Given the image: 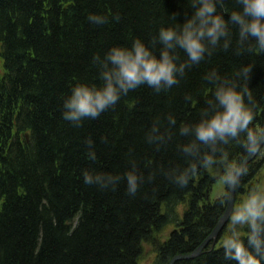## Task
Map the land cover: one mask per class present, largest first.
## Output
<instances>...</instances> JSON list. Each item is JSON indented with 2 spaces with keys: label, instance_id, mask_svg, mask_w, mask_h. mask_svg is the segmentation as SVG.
I'll list each match as a JSON object with an SVG mask.
<instances>
[{
  "label": "trees",
  "instance_id": "1",
  "mask_svg": "<svg viewBox=\"0 0 264 264\" xmlns=\"http://www.w3.org/2000/svg\"><path fill=\"white\" fill-rule=\"evenodd\" d=\"M186 3L0 0V264H139L143 242L173 225L158 242L151 263L168 264L173 256L197 248L217 225L228 200L223 195L210 199L219 179L215 171L201 170L183 188L157 175L135 196L127 193L123 180L103 189L86 184L83 173H122L134 158L147 175L183 161L176 145L185 138L176 135L157 150L145 133L169 111L177 115V127L196 119L212 87L204 76L213 69L229 74L243 63H254L251 86L260 101L254 124L264 127V54H237L235 44L218 49L166 92L142 85L79 127L63 117L64 100L77 82H99L96 54L103 56L116 44L130 45L136 36L151 44L161 24L174 22L171 13H178L180 22L190 14ZM225 4L231 10L236 0ZM90 13L107 15L109 21L94 25L88 21ZM180 55L185 56L182 50ZM187 94L192 97L188 102ZM89 138L94 140L91 149ZM230 147L235 157L248 156L239 145ZM248 167L236 196L264 168V156L257 155ZM175 264L235 261L226 260L219 243H211L202 254Z\"/></svg>",
  "mask_w": 264,
  "mask_h": 264
},
{
  "label": "clouds",
  "instance_id": "2",
  "mask_svg": "<svg viewBox=\"0 0 264 264\" xmlns=\"http://www.w3.org/2000/svg\"><path fill=\"white\" fill-rule=\"evenodd\" d=\"M186 9L191 12H186L183 22L177 19L178 13H171L174 22L161 24L151 44L136 36L130 45L116 44L103 56L96 54L93 62L100 69L99 82L79 81L72 87L64 100V119L79 127L86 118L99 117L142 85L156 93L166 92L180 83L188 69L218 49L228 50L235 44L237 54H264V0H236L231 10L225 0H187ZM115 19H120L119 14ZM88 21L103 25L109 16L90 13ZM253 66L251 62L243 63L229 74L217 69L207 72L204 79L212 87L196 119L180 121L177 127L178 117L169 111L153 121L145 133L146 142L159 150L176 135L185 138L176 145L183 161L159 166L145 175L133 158L122 173L85 169L84 182L108 189L123 180L127 193L135 196L144 183L154 181L157 175L183 188L197 173L206 170L215 171L221 184L229 189H239L249 167L245 156L235 157L230 146L239 145L246 155L264 156V127L254 124L260 101L251 86ZM191 99V94L185 96L186 102ZM87 144L91 149L94 140L89 138ZM222 199L231 202L232 191H225ZM229 215L230 223L221 241L226 260L264 264V175L248 186Z\"/></svg>",
  "mask_w": 264,
  "mask_h": 264
},
{
  "label": "rangeland",
  "instance_id": "3",
  "mask_svg": "<svg viewBox=\"0 0 264 264\" xmlns=\"http://www.w3.org/2000/svg\"><path fill=\"white\" fill-rule=\"evenodd\" d=\"M262 175H264V168L259 171V173L255 177V179L251 183H253L255 180H257ZM225 191H228V185L221 184L220 179H218L213 184V186L211 188V191H210V194H209L210 195V199L214 200V199L222 196ZM244 193L237 194L235 204H237L240 201V198L242 197V195ZM184 208H185V205L184 204H181L180 207H179L180 210H184ZM172 229H173V225H169V226L165 227L164 229H162L160 232L155 233L154 236H153L154 237V240L151 239L150 241H144L143 242V245H142V254H141L140 259H139V264H151L153 262V260L156 257V254H157V251H156L157 250V247L156 246H157L158 242L165 240V238L170 234V231ZM219 245H221V242H219Z\"/></svg>",
  "mask_w": 264,
  "mask_h": 264
},
{
  "label": "water",
  "instance_id": "4",
  "mask_svg": "<svg viewBox=\"0 0 264 264\" xmlns=\"http://www.w3.org/2000/svg\"><path fill=\"white\" fill-rule=\"evenodd\" d=\"M255 156H256V154L255 155H249L246 158L247 164ZM229 190L232 191V200H231V202L228 201L225 212L220 217L217 225L214 227V229L212 230V232L207 236V238L196 249L193 250V252H189V253H186V254L185 253L177 254V255H175V256L172 257V259L170 260L169 264H175V262L177 260H180V259H188V258H193V257H196V256L200 255L203 252V249H205V247L208 245V243L212 239V237L213 236L215 237V236H217L219 234V232L223 229V227L229 221V218H230L229 213H230L231 209L235 205L236 189H229V186H228V191ZM221 218H223V223H221Z\"/></svg>",
  "mask_w": 264,
  "mask_h": 264
},
{
  "label": "bare ground",
  "instance_id": "5",
  "mask_svg": "<svg viewBox=\"0 0 264 264\" xmlns=\"http://www.w3.org/2000/svg\"><path fill=\"white\" fill-rule=\"evenodd\" d=\"M257 155L259 156L260 154L258 153V154H256V156H257ZM248 156H249V155H248ZM248 156H247V157H248ZM256 156H255V157H256ZM247 157H246V158H247ZM255 157H254V158H255ZM254 158H253V159H254ZM253 159H252V160H253ZM250 161H251V160H250ZM247 165H248V164H247ZM234 206H235V205H234ZM226 207H227V206H226ZM225 210H226V209H225ZM224 212H225V211H224ZM226 225H227V224H226ZM226 225H225V226H226ZM225 226L223 227V229L219 232V234H218L217 236H215V237L213 236V237H212V239L209 241L208 245L211 244V243H212L213 245H217L219 242L222 241V238H223V233H222V231L224 230ZM208 245H207V246H208ZM207 246H206V247H207ZM206 247H205V248H206ZM195 249H196V248H195ZM203 250H205V249H203ZM191 252H193V251H191Z\"/></svg>",
  "mask_w": 264,
  "mask_h": 264
}]
</instances>
